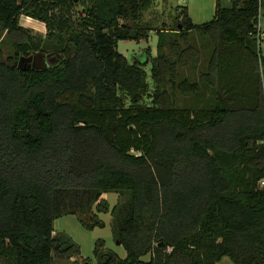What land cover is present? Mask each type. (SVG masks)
Returning a JSON list of instances; mask_svg holds the SVG:
<instances>
[{
    "label": "trees",
    "instance_id": "obj_1",
    "mask_svg": "<svg viewBox=\"0 0 264 264\" xmlns=\"http://www.w3.org/2000/svg\"><path fill=\"white\" fill-rule=\"evenodd\" d=\"M151 3L0 0V40L12 36L14 48L6 55L0 46V264L79 255L68 236L54 234V220L84 215L109 191L129 194L114 218L127 252L118 264H217L225 256L264 264V54L256 36L264 0H217L202 24L182 6L175 33L187 46L176 37L175 58L151 59L158 89L146 105L144 62L118 46L149 37L153 27L141 17ZM23 16L47 32L23 25ZM192 32L212 44L207 66L197 81L176 80L179 66L201 56ZM43 50L55 59L20 66ZM170 83L183 95L210 89L213 98L180 108Z\"/></svg>",
    "mask_w": 264,
    "mask_h": 264
},
{
    "label": "rangeland",
    "instance_id": "obj_2",
    "mask_svg": "<svg viewBox=\"0 0 264 264\" xmlns=\"http://www.w3.org/2000/svg\"><path fill=\"white\" fill-rule=\"evenodd\" d=\"M217 0H152L150 6L143 11L141 20L153 27L147 39L141 41L121 40L118 49L123 52L130 62L140 60L144 62V67L148 72V81L150 87L144 95L143 102L147 105L151 103V95L158 89L156 83L152 79V62L151 59L158 55V52H164L175 58V52L172 51L173 41L176 37L180 39L181 47L187 46L183 39L177 36L175 30L181 28L179 22V14L182 6H187L189 14L193 21L198 24L205 23L214 18ZM223 5H230V0H222ZM82 9L77 5V10ZM263 9V8H262ZM26 17H22L21 21L25 26H33L34 31L47 32L45 23L39 21H26ZM131 22V20H122ZM178 21V22H177ZM264 29V17L262 20ZM159 32H163V43L158 49ZM17 38L21 35L15 36ZM12 36L3 35L0 40V46L5 54H12L14 51L12 44ZM190 42L200 50V57L197 60L190 61L187 66H179L174 74L176 80L187 76L192 81L199 80L200 72L206 68L209 54L212 51V44L208 38L200 36L197 32L190 34ZM264 53V40L261 44ZM43 50V52L33 53L31 64L36 67H44L55 59L54 53ZM30 55V56H31ZM30 56L22 59L21 65L25 66ZM48 56L52 59L49 60ZM169 90L175 96V104L178 107L199 108L203 104L208 103L213 98L210 89H203L197 95H183L170 83ZM129 103V101H128ZM129 200V194L120 193L119 191H109L101 195V197L91 204L89 212L80 215L77 211L67 212L58 216L54 220V234H64L68 236L79 247L80 254L73 257H65L58 252H53V264H85L86 260L89 264H118L119 258H125L127 252L123 245L117 242L118 227L115 222V215L119 206H126ZM85 219V220H83ZM104 253H112L116 256V260H107L104 263L102 256ZM5 264V263H3ZM217 264H235L231 257L225 256Z\"/></svg>",
    "mask_w": 264,
    "mask_h": 264
},
{
    "label": "built area",
    "instance_id": "obj_3",
    "mask_svg": "<svg viewBox=\"0 0 264 264\" xmlns=\"http://www.w3.org/2000/svg\"><path fill=\"white\" fill-rule=\"evenodd\" d=\"M263 17H264V11H263V9H260L258 22L256 24V30H257L256 36L258 37V46H259V48L261 50V53H263L262 49H261V44H262V41L264 40V29H263V26H262ZM260 184H261V186L264 185V179L260 182Z\"/></svg>",
    "mask_w": 264,
    "mask_h": 264
},
{
    "label": "water",
    "instance_id": "obj_4",
    "mask_svg": "<svg viewBox=\"0 0 264 264\" xmlns=\"http://www.w3.org/2000/svg\"><path fill=\"white\" fill-rule=\"evenodd\" d=\"M75 2H78V0H75ZM24 57L25 56H23L22 58H21V61H20V66H22L21 65V63H22V59H24ZM32 58H33V56L31 55L29 58H27V60H29V62L24 66H22L23 68H25V67H30V66H32V64H31V60H32Z\"/></svg>",
    "mask_w": 264,
    "mask_h": 264
},
{
    "label": "crops",
    "instance_id": "obj_5",
    "mask_svg": "<svg viewBox=\"0 0 264 264\" xmlns=\"http://www.w3.org/2000/svg\"><path fill=\"white\" fill-rule=\"evenodd\" d=\"M23 17H25V16H23ZM26 19H27L26 21H28V20L39 21V20L34 19V18H32V17H28V18L26 17ZM21 22H22V21H21ZM39 22H41V21H39ZM22 24L25 25L23 22H22ZM27 27H31V28H33V26H27Z\"/></svg>",
    "mask_w": 264,
    "mask_h": 264
}]
</instances>
